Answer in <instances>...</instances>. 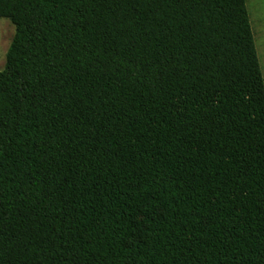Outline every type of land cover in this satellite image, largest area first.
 <instances>
[{
  "label": "trees",
  "instance_id": "1",
  "mask_svg": "<svg viewBox=\"0 0 264 264\" xmlns=\"http://www.w3.org/2000/svg\"><path fill=\"white\" fill-rule=\"evenodd\" d=\"M0 264H264V79L246 0H0Z\"/></svg>",
  "mask_w": 264,
  "mask_h": 264
},
{
  "label": "rangeland",
  "instance_id": "2",
  "mask_svg": "<svg viewBox=\"0 0 264 264\" xmlns=\"http://www.w3.org/2000/svg\"><path fill=\"white\" fill-rule=\"evenodd\" d=\"M246 7L254 34L258 59L264 79V0H246ZM15 28L6 18L0 19V70L5 66L6 52L13 38Z\"/></svg>",
  "mask_w": 264,
  "mask_h": 264
}]
</instances>
